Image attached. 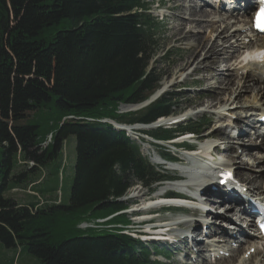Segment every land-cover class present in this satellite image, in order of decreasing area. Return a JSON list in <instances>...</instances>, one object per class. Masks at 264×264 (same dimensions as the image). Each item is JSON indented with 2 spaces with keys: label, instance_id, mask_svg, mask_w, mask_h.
I'll list each match as a JSON object with an SVG mask.
<instances>
[{
  "label": "trees",
  "instance_id": "16d2710c",
  "mask_svg": "<svg viewBox=\"0 0 264 264\" xmlns=\"http://www.w3.org/2000/svg\"><path fill=\"white\" fill-rule=\"evenodd\" d=\"M146 1L0 0V264H158L130 237L84 236L78 226L124 211L128 206L118 200L159 175L124 134L64 120L150 124L180 108L167 96L138 113L118 112L121 104L149 100L162 80V72L151 68L162 48L160 24L146 13ZM50 133L53 142L44 149ZM153 136L170 139L174 132ZM72 137L77 144L69 204L40 206L11 195L31 188L56 197ZM45 169L50 173L41 180ZM111 223L130 220L118 216Z\"/></svg>",
  "mask_w": 264,
  "mask_h": 264
},
{
  "label": "bare ground",
  "instance_id": "6f19581e",
  "mask_svg": "<svg viewBox=\"0 0 264 264\" xmlns=\"http://www.w3.org/2000/svg\"><path fill=\"white\" fill-rule=\"evenodd\" d=\"M252 9L253 6L249 3L248 13L241 18H235V22L232 21L230 16L225 17L219 15L216 11L202 9L195 0H174L173 10H177L179 15L176 16L177 20L172 28V36L181 42L187 43V47L191 51L187 63L189 64V62L192 61L190 63L192 69H189V66L184 69V63H182L179 65L181 67L177 68V72L174 76H178L177 74L184 71L178 77V81H181L188 70H190V74L187 73L186 78H189V76H192L195 73H205L206 75L201 77L200 81L206 83L207 92L213 94L199 100L202 109L197 111V115L200 113L205 115L211 114L217 119H228L225 123L218 122L215 126V130L213 132H208L205 137L202 138L201 146L198 149L199 153L196 154L199 156L194 158L191 155H186L183 159L192 165H198L200 162H204L207 167L209 165L221 169L234 167L238 179L244 185L242 188L245 191L244 194L249 195L252 198H262L264 197V167L258 169H254L253 167L257 164H264V156H258V154L260 155L262 154L261 152H264V143L258 145L255 138H253L251 139L253 141H246H250V143H244L252 146L251 148H244L240 153L235 152L233 145L237 141L232 137L231 132L229 133L226 130L227 127L232 125L229 121L232 120V115L235 113L231 112L228 114L227 112H229L232 106H235L237 101L239 102L241 109L239 110L240 113L236 116L235 122H233L235 126L236 122L246 119L244 114L255 109L264 111V107H262V104H264V87L255 84L256 81L258 82L264 78V59L259 60L260 54L253 52L249 55L246 54L247 51H250L251 49H255V51L259 49L264 50V40L258 39L259 37H257L249 27V11ZM242 31H245L246 33L243 34L241 33ZM201 32H205V34L201 35ZM232 40H236V42L234 41L236 44H232ZM200 54L203 57V60L199 61V59H194ZM232 61L235 62L234 65H232ZM230 62H232V64H229ZM225 69L226 72H221L225 71ZM239 72L242 74V79L235 76ZM175 79L176 77L169 81V89L175 86V83H171L173 80L176 82L177 80ZM242 80H245L244 85H242ZM166 88L167 87H164L159 91L156 97ZM247 93L252 94L250 100L249 96L247 98L245 96ZM243 97L246 99L242 100ZM215 101H217V103H215ZM246 105H250V107H247ZM246 110H248V112H245ZM191 114L192 112L188 111L181 115L180 118L188 117ZM171 122L172 120H165L159 122V124L170 125ZM218 136L226 139L223 141L226 146L221 147L219 146L220 144L217 145L216 141H209L212 137ZM241 136L243 135L240 134L239 137ZM254 147H257L261 152H252ZM211 149H213L215 156L218 155L222 158L218 161L214 160V158L210 161H203L202 158L207 157L206 151H212ZM225 160L228 162H225ZM170 168L176 169V167ZM204 169H206V167ZM211 180L212 179L205 177L204 182H206V185L204 187L210 185ZM228 189L229 186L223 190L221 189L219 192H223L226 200L232 202V205H220L222 207H220L221 210L219 212L225 210L227 213L223 217L222 222L211 224V235H215V237L211 238V241H214L215 244H212L209 247L215 248V250L209 252H215L214 254L219 256L218 259H215L216 264H230L235 259H237V264H264V249L262 248V243L257 241L259 236L256 231V223H248V219L244 217L245 213L242 211H245V202L241 199V194H225ZM162 194L163 192H160L157 196ZM145 196L146 195H143L140 198H144ZM208 201L212 200L208 199ZM238 205L241 207L237 211L239 214L237 218L228 215V211H234L236 208L238 209ZM242 207L243 210H241ZM214 209H217V207H214ZM238 221H240L241 224H238ZM180 224V227L183 228L192 227L189 225V222H181ZM234 226L239 227L236 229L238 230V234L245 235L246 238L243 242L238 241V238H236L237 234L232 231ZM196 227H198V224ZM193 231L194 237L198 236L199 232L196 231V229H193ZM226 236H233L237 239V241L233 242V246L230 247L232 241L227 239ZM194 242L197 245L198 239H195ZM198 249V255L201 257L204 255L207 247L201 246L198 247ZM220 252L225 254L221 256ZM213 263L207 262L205 264Z\"/></svg>",
  "mask_w": 264,
  "mask_h": 264
},
{
  "label": "rangeland",
  "instance_id": "374dc122",
  "mask_svg": "<svg viewBox=\"0 0 264 264\" xmlns=\"http://www.w3.org/2000/svg\"><path fill=\"white\" fill-rule=\"evenodd\" d=\"M152 1L153 0H149L146 2L150 3ZM160 2L165 5V9H166V10H163L162 12H159L157 10V7H156V4H158ZM151 9H152V11H151L152 14H154V16L158 17L159 19L161 17V14H167L168 15V17L165 18L163 20V22H161L162 24H160V26H159L160 29L157 32V37H158V40L160 41V44L162 45V48L158 52L156 58L151 63L152 64L151 68H154V69L162 72V80L159 84V88L157 89L156 94H158L159 91H161L164 87H167L168 90L165 89L166 90L165 92L168 93V95H166V97L168 96L170 98L176 99V103H178L180 105V108H177L175 115H178V114L183 115L188 111H191L192 113H197V111H200L202 109V106H201V103L199 100L206 97V96H210L213 93L207 92V90H206L207 84L206 83H204L202 81L198 82V81H200L201 77H204V75H206L205 73H202V74H196L195 73L196 75L193 78L188 79V78H186L187 73L190 74V70H188L184 74L183 79H181V81H178V77L184 71L182 73L177 74L178 76H174V74L177 72V68L181 67L179 65L184 63V66H185L184 69H186L188 66L190 67V63L192 62V61L189 62V64L187 63V59L191 53L190 49L187 47V43L181 42L178 39L173 38V36H172V28L176 24V20H177L176 16L179 15V12L177 10H173L174 9V0H157L155 2V6H153ZM197 32H200V31H197ZM241 33L244 34L246 32L242 31ZM203 34H205V32H201V35H203ZM259 39H261V38H259ZM232 41H233L232 44H234L236 42V40H232ZM170 52H171V59L166 60V57ZM194 59H197V60L199 59V61H201V60H203V57L200 54L197 57H195ZM232 62H230L229 64H232ZM233 64H234V62H233ZM191 67L189 69H192ZM221 72H226V69H225V71H221ZM235 76L238 77V74H236ZM174 77H176L175 80H177V81L175 82L173 80L171 83H175V86L169 89L168 86H170V85L168 83H169V81L174 79ZM238 78L242 79V77L240 75ZM242 81H243L242 85H244L245 80H242ZM259 81H261V80H259ZM255 84L261 85L257 81ZM262 86L264 87V85H262ZM251 95H252L251 93L245 94L246 98L248 96L250 97L249 100L251 99ZM155 97H153L152 100H154ZM244 97L242 98V100L246 99ZM215 103H217V101H215ZM236 103H235V106H232L230 110L228 109L229 112H227L228 114L231 112L232 113L235 112L233 114V117L237 116L240 113L239 110L241 109L239 102L237 101ZM147 104L148 103L141 104L139 106H133L130 108L122 106L120 108L119 112L124 113L128 109H135L137 111V110H140L142 107H144ZM246 106L250 107V105H246ZM215 108H217V107H215ZM236 108H237V110H236ZM246 111H248V110H246ZM178 112H180V113H178ZM223 119L224 118L217 119L214 115H211V114L205 115V114L200 113L196 117H193L192 121H195V122L203 125L204 129L201 132V135L202 136L204 135V137H205V135L207 134V131L210 132V130L213 128L215 130V125H217L218 122H222ZM226 120H227V118L224 119V121H226ZM262 130H264V129H262ZM53 138H54L53 133H50L49 135H47L44 143H42V147L44 149H46L49 145H51L53 142ZM212 138H220L222 140H226V139L221 138L219 136L218 137H212ZM209 141H214V139H211ZM216 141H218V143H219V141L221 142V140H217V139H216ZM250 141H253V140H250ZM255 141H257V140L255 139ZM218 143H217V145H219ZM76 144H77L76 138L72 137L67 141V143L65 145V149H64V158H65V165L64 166L67 167V169H66V171H64L65 170V167H64L63 171H64L65 179L60 181L61 202L64 205L69 204V200H70V196H71V188H72V184L74 181V166H75L74 163H75V158H76ZM219 146L222 147V145H219ZM152 150L153 149H150L148 147H143V149H142L144 155L151 154L153 156L155 154V150H153V151ZM169 150H170L169 152H171V153H173V155H175L174 150H172V149H169ZM219 152H221V151H219ZM179 156H181V155L179 154ZM219 159H215V160L218 161ZM225 162H228V161L225 160ZM30 166H32V164H30ZM255 166H258V164L254 165V167ZM263 167H264V164L259 166V168H263ZM49 173H50L49 169H45V170L41 171L40 179L44 180L46 177H48ZM58 178H60V176H58ZM263 179H264V177H263ZM63 181H64V183H63ZM139 186H140L139 183H136L135 186L128 192L125 199L121 201V203H124L126 205H130V206L133 204V202H137L139 204L138 207L131 206L129 208V211H133L134 209H140L143 205L145 197L144 198H140V197L143 195H146L147 191L144 188L141 189ZM29 191L32 192L31 188H28L26 190V192L14 191V192H12L11 195L16 196V198L19 200H22V201L24 200L25 202H29V201L40 202V206L44 205L45 203L53 204V200L55 198V197H53L54 195L53 196H48V195L42 196V195H39L36 193L30 194ZM28 196L30 198H28ZM32 198H33V200H32ZM127 218H130V217H127ZM147 218H148L147 216H142L141 218H139L138 222H141L142 220H147ZM132 223H133V221H132ZM238 224H241V222L238 221ZM82 227H85V225L81 226V228ZM237 228H239V227H237ZM82 234L84 236H105V235H107V231H87V232H83ZM230 258H226V259H230ZM157 260H160L161 262H163L165 264H178V259L176 262H174V260H166L165 261L164 259H159V258ZM236 260L237 259L233 260L230 264L237 263ZM33 264H39L38 260H34Z\"/></svg>",
  "mask_w": 264,
  "mask_h": 264
},
{
  "label": "crops",
  "instance_id": "0c3cea01",
  "mask_svg": "<svg viewBox=\"0 0 264 264\" xmlns=\"http://www.w3.org/2000/svg\"><path fill=\"white\" fill-rule=\"evenodd\" d=\"M12 256H14V255H12V253L10 252V253H7V257H6V258H8V259L11 260ZM10 260H8V261H10ZM26 263H27V262H26ZM19 264H20V262H19Z\"/></svg>",
  "mask_w": 264,
  "mask_h": 264
},
{
  "label": "snow or ice",
  "instance_id": "6c2138e0",
  "mask_svg": "<svg viewBox=\"0 0 264 264\" xmlns=\"http://www.w3.org/2000/svg\"><path fill=\"white\" fill-rule=\"evenodd\" d=\"M261 15L264 16V9L261 10Z\"/></svg>",
  "mask_w": 264,
  "mask_h": 264
}]
</instances>
